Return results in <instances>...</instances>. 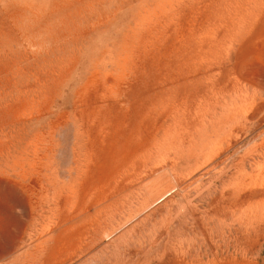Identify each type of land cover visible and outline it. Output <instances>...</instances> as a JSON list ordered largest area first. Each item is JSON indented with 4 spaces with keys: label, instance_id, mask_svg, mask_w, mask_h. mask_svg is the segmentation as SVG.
<instances>
[{
    "label": "rangeland",
    "instance_id": "obj_1",
    "mask_svg": "<svg viewBox=\"0 0 264 264\" xmlns=\"http://www.w3.org/2000/svg\"><path fill=\"white\" fill-rule=\"evenodd\" d=\"M0 264H264V0H0Z\"/></svg>",
    "mask_w": 264,
    "mask_h": 264
}]
</instances>
